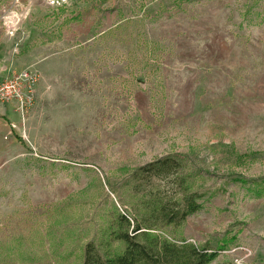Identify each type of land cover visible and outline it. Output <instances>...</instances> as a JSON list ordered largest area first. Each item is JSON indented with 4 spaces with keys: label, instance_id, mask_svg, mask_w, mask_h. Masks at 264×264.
Wrapping results in <instances>:
<instances>
[{
    "label": "rangeland",
    "instance_id": "rangeland-1",
    "mask_svg": "<svg viewBox=\"0 0 264 264\" xmlns=\"http://www.w3.org/2000/svg\"><path fill=\"white\" fill-rule=\"evenodd\" d=\"M23 70L27 113L0 104V264H81L116 210L158 225L174 175H131L167 157L203 206L154 231L264 264V0H0V83Z\"/></svg>",
    "mask_w": 264,
    "mask_h": 264
},
{
    "label": "trees",
    "instance_id": "trees-1",
    "mask_svg": "<svg viewBox=\"0 0 264 264\" xmlns=\"http://www.w3.org/2000/svg\"><path fill=\"white\" fill-rule=\"evenodd\" d=\"M181 163L182 160L174 157L162 158L139 168L131 175L133 182L143 177L163 180L174 175V196L178 198L166 203L153 201L150 218L147 217L156 219L159 224L145 225L137 217L130 218L126 213L116 210L107 232L104 231L107 233V240L102 242L101 238L99 244L94 241L87 242L83 247L81 264H210L220 251L226 250L229 243L237 239L233 236L228 242L224 240L212 250L186 240L168 239L154 231L164 226L179 227L189 216L202 209V197L185 186V179L179 174ZM177 169L178 175L175 174ZM239 182L244 184V181ZM252 183L257 188V194L258 186L264 184V179ZM113 243L118 244V248L112 249Z\"/></svg>",
    "mask_w": 264,
    "mask_h": 264
},
{
    "label": "built area",
    "instance_id": "built-area-1",
    "mask_svg": "<svg viewBox=\"0 0 264 264\" xmlns=\"http://www.w3.org/2000/svg\"><path fill=\"white\" fill-rule=\"evenodd\" d=\"M38 76L31 70L12 74L0 83V104H12L20 117H24L34 99Z\"/></svg>",
    "mask_w": 264,
    "mask_h": 264
}]
</instances>
